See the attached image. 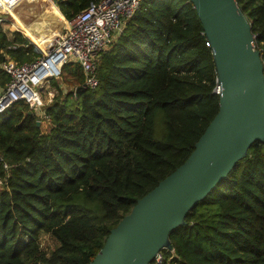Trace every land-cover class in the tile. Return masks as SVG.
Here are the masks:
<instances>
[{
  "label": "trees",
  "instance_id": "trees-1",
  "mask_svg": "<svg viewBox=\"0 0 264 264\" xmlns=\"http://www.w3.org/2000/svg\"><path fill=\"white\" fill-rule=\"evenodd\" d=\"M42 1L49 8L35 25L12 12L23 32L44 36L55 31L49 17L61 22ZM90 1L56 4L70 20ZM237 1L264 63V0ZM38 55L21 33L0 29V63ZM96 74V87L76 93L83 70L63 65L60 76L74 87L51 80L48 131L22 101L0 114V154L10 165L6 173L0 163V264H89L137 199L184 162L219 109L212 50L189 0H142ZM46 234L54 246L44 247ZM169 238L172 249L151 264H264V142L252 143Z\"/></svg>",
  "mask_w": 264,
  "mask_h": 264
},
{
  "label": "water",
  "instance_id": "water-1",
  "mask_svg": "<svg viewBox=\"0 0 264 264\" xmlns=\"http://www.w3.org/2000/svg\"><path fill=\"white\" fill-rule=\"evenodd\" d=\"M189 1L212 50L219 109L184 162L137 199L89 264H151L162 249H172L169 234L184 225L188 211L254 141L264 142V63L251 22L237 0Z\"/></svg>",
  "mask_w": 264,
  "mask_h": 264
},
{
  "label": "built area",
  "instance_id": "built-area-1",
  "mask_svg": "<svg viewBox=\"0 0 264 264\" xmlns=\"http://www.w3.org/2000/svg\"><path fill=\"white\" fill-rule=\"evenodd\" d=\"M23 1L26 0H0L1 30L6 32V21H10L12 12ZM141 2L142 0H91L68 21V27L59 32L50 44L42 47L34 43L39 55L33 60L19 62L6 56L0 63V72L6 76L5 81L0 77V114L14 103L22 101L29 106L30 111L35 112L40 123H50L45 106L57 93L51 80L61 75L63 65L68 62L81 66L87 87H96L100 55L114 40L113 34L118 35L123 30ZM0 163L7 173L10 165L1 154ZM2 183L3 177L0 174V186ZM154 260H162L161 251Z\"/></svg>",
  "mask_w": 264,
  "mask_h": 264
},
{
  "label": "rangeland",
  "instance_id": "rangeland-1",
  "mask_svg": "<svg viewBox=\"0 0 264 264\" xmlns=\"http://www.w3.org/2000/svg\"><path fill=\"white\" fill-rule=\"evenodd\" d=\"M48 2L53 3L52 0H48ZM54 5H55V8H57V11L61 14V22L60 21L54 22L53 20H51L50 17L48 18V24L49 25L47 27L48 28L50 27L51 29H53L55 31L49 32L47 35L38 37V38L42 39L41 44L39 45L42 47H45V45L48 44V42H51L53 37L56 34H58V32H61L66 27H68V21L69 20L64 17V15L59 10L57 4L54 3ZM48 8H49L48 3H46L42 0L41 1L39 0V2L26 0V1H23L21 4H19V6H17L13 12H14V14L16 13L20 17V19H22V21H24L25 23H28V24L31 23V24L35 25V23L39 21L40 14L43 13ZM5 25H6V28H5L6 33L8 34V36L12 37L14 34V31L21 33L24 37H26L28 39L29 43H31L34 46V51L37 52L38 48L36 47V45H38L37 41L39 39L31 37L29 35H27L28 36L27 37L23 33L22 29H20L19 26L17 25L14 16L11 17L10 21H6ZM116 36L117 35L113 34V39H115ZM43 40H44V42H43ZM34 43H36V45ZM110 45H111V43L106 46V49H108L110 47ZM56 81H58V83L61 85V87L63 88L64 91L74 87V83L72 82L71 77L63 78V76H60L59 78L56 79ZM52 87H55V86L52 85ZM48 128H50V125H48ZM48 128H46L45 126L41 127L42 130H48ZM42 242H43L44 247H46V248H49V246L52 247L55 245L53 239L48 234L43 235Z\"/></svg>",
  "mask_w": 264,
  "mask_h": 264
},
{
  "label": "bare ground",
  "instance_id": "bare-ground-1",
  "mask_svg": "<svg viewBox=\"0 0 264 264\" xmlns=\"http://www.w3.org/2000/svg\"><path fill=\"white\" fill-rule=\"evenodd\" d=\"M53 1V0H52ZM53 3H54V1H53ZM52 4V3H51ZM19 6V5H18ZM52 6H54L53 4H52ZM55 7V6H54ZM56 10H57V8H55ZM30 11V10H29ZM22 12V11H21ZM29 13V12H28ZM14 16V15H13ZM19 17V16H18ZM14 18H15V20H16V16H14ZM20 28V27H19ZM21 29V28H20ZM25 33V32H24ZM26 35H29V36H31V37H34V38H38L39 36L38 35H35V34H33V35H31V34H28V33H25ZM58 34H56L55 36H57ZM55 36L53 37V39L55 38ZM52 39V40H53ZM50 44V43H49ZM48 44H46L45 46H47Z\"/></svg>",
  "mask_w": 264,
  "mask_h": 264
},
{
  "label": "crops",
  "instance_id": "crops-1",
  "mask_svg": "<svg viewBox=\"0 0 264 264\" xmlns=\"http://www.w3.org/2000/svg\"><path fill=\"white\" fill-rule=\"evenodd\" d=\"M53 5H54V3H52ZM56 4V3H55ZM55 6V5H54ZM30 26H32L33 24H29ZM24 33V32H23ZM59 33V32H58ZM25 34V33H24ZM26 35V34H25ZM27 36V35H26ZM28 37V36H27ZM50 42H48V44H49ZM36 44V43H35ZM40 125H41V127L42 126H45L46 128H48V125H50V123H48V122H45V121H43L42 123H40ZM49 129V128H48ZM42 130V129H41ZM42 131H48V130H42Z\"/></svg>",
  "mask_w": 264,
  "mask_h": 264
}]
</instances>
